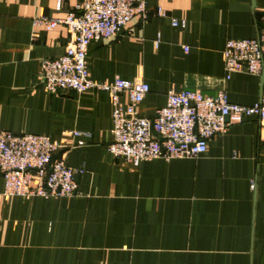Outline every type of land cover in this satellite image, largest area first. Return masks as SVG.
Masks as SVG:
<instances>
[{
  "label": "crops",
  "instance_id": "crops-1",
  "mask_svg": "<svg viewBox=\"0 0 264 264\" xmlns=\"http://www.w3.org/2000/svg\"><path fill=\"white\" fill-rule=\"evenodd\" d=\"M77 1L56 10L55 0H0V131L63 142L57 156L83 170L76 196L0 198V264H264V122L231 125L196 159L115 160L108 94H48L38 79L40 61L63 55L68 36L32 20L64 18ZM145 2L147 20L134 17L87 50L92 80L148 85L137 116L153 119L170 91H224L245 106L264 95V78L226 79L221 56L226 40L264 29V0ZM157 8L166 16H154ZM119 99L125 108L127 95ZM73 130L91 133L84 146Z\"/></svg>",
  "mask_w": 264,
  "mask_h": 264
},
{
  "label": "built area",
  "instance_id": "built-area-1",
  "mask_svg": "<svg viewBox=\"0 0 264 264\" xmlns=\"http://www.w3.org/2000/svg\"><path fill=\"white\" fill-rule=\"evenodd\" d=\"M59 10L64 0H55ZM145 0H78L64 18L37 17L33 25L52 31L62 26L68 36L63 55L42 59L38 79L48 94L71 91L81 94L99 91L108 94L112 105V141L107 149L111 156L128 165L156 159H196L206 153L209 140L223 134L245 118L264 122V95L256 103L245 106L231 103L224 91L214 96L182 90L170 91L166 105L156 111L153 119L136 115L135 109L149 93L141 81L130 82L115 76L111 82L90 78L87 50L91 43L118 36L134 18L148 19ZM154 16L165 17L157 8ZM172 27L184 28L185 22L171 20ZM131 32V30H128ZM226 79L232 74L264 78V29L254 39H228L221 52ZM126 94L128 104L122 108L120 95ZM79 147L91 137L90 132L73 130L67 133ZM65 143L47 136L15 135L0 131V176L3 182L0 198H67L78 194L74 170L57 156ZM254 183L250 188L254 190Z\"/></svg>",
  "mask_w": 264,
  "mask_h": 264
}]
</instances>
